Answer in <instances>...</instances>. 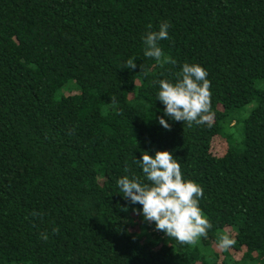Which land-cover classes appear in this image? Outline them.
Returning a JSON list of instances; mask_svg holds the SVG:
<instances>
[{
  "label": "trees",
  "instance_id": "16d2710c",
  "mask_svg": "<svg viewBox=\"0 0 264 264\" xmlns=\"http://www.w3.org/2000/svg\"><path fill=\"white\" fill-rule=\"evenodd\" d=\"M165 22L175 63L144 55ZM184 63L210 81L192 126L157 99ZM156 150L204 190L194 244L118 188ZM0 264H264V0H0Z\"/></svg>",
  "mask_w": 264,
  "mask_h": 264
},
{
  "label": "clouds",
  "instance_id": "9594fccd",
  "mask_svg": "<svg viewBox=\"0 0 264 264\" xmlns=\"http://www.w3.org/2000/svg\"><path fill=\"white\" fill-rule=\"evenodd\" d=\"M169 27L167 22L162 23L158 30L148 31L143 37L144 55L161 64L175 63L159 46L160 41L169 39ZM127 67H136L134 57L127 61ZM207 76V70L201 65L184 63L174 83L160 80L157 99L164 105V116L189 126L203 123L211 95ZM164 116L159 118V123L168 129L170 125ZM135 163L147 182L135 176L131 179L124 176L117 180V185L132 205H141L139 214L146 221L154 222L157 230L182 244H194L199 237L206 236L211 224L199 206L204 190L198 183L184 179L180 162L172 153L144 151ZM220 243L227 248L234 240L224 236Z\"/></svg>",
  "mask_w": 264,
  "mask_h": 264
},
{
  "label": "rangeland",
  "instance_id": "374dc122",
  "mask_svg": "<svg viewBox=\"0 0 264 264\" xmlns=\"http://www.w3.org/2000/svg\"><path fill=\"white\" fill-rule=\"evenodd\" d=\"M66 90H67V89H66ZM250 107H251V104L248 105V106H246V109H245V111H244V114H245V115L247 114V112H248V110L250 109ZM240 126H241V124H239V128H240ZM145 221H146V220H145ZM146 222L149 223V221H146ZM153 226L155 227V224H153Z\"/></svg>",
  "mask_w": 264,
  "mask_h": 264
}]
</instances>
